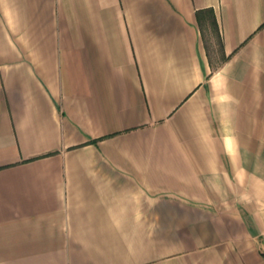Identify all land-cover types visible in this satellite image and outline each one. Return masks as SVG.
Wrapping results in <instances>:
<instances>
[{
  "label": "crops",
  "instance_id": "0c3cea01",
  "mask_svg": "<svg viewBox=\"0 0 264 264\" xmlns=\"http://www.w3.org/2000/svg\"><path fill=\"white\" fill-rule=\"evenodd\" d=\"M262 253L264 0H0V264Z\"/></svg>",
  "mask_w": 264,
  "mask_h": 264
},
{
  "label": "rangeland",
  "instance_id": "374dc122",
  "mask_svg": "<svg viewBox=\"0 0 264 264\" xmlns=\"http://www.w3.org/2000/svg\"><path fill=\"white\" fill-rule=\"evenodd\" d=\"M202 36L204 39L207 53L210 56L212 66L215 67L217 63L221 62L222 54L220 51L219 39L216 33L214 32V29L211 27L209 20L203 23Z\"/></svg>",
  "mask_w": 264,
  "mask_h": 264
},
{
  "label": "trees",
  "instance_id": "16d2710c",
  "mask_svg": "<svg viewBox=\"0 0 264 264\" xmlns=\"http://www.w3.org/2000/svg\"><path fill=\"white\" fill-rule=\"evenodd\" d=\"M198 20L209 19L215 30H218L216 18L212 8L196 10ZM264 255V253H262Z\"/></svg>",
  "mask_w": 264,
  "mask_h": 264
}]
</instances>
